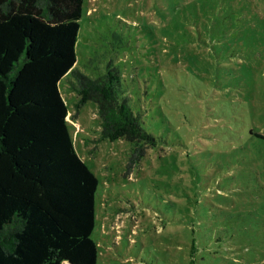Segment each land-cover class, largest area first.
<instances>
[{
	"label": "rangeland",
	"instance_id": "1",
	"mask_svg": "<svg viewBox=\"0 0 264 264\" xmlns=\"http://www.w3.org/2000/svg\"><path fill=\"white\" fill-rule=\"evenodd\" d=\"M74 69L109 64L156 139H101L60 82L76 152L98 178L97 264H264V0H85ZM198 254V255H197Z\"/></svg>",
	"mask_w": 264,
	"mask_h": 264
},
{
	"label": "trees",
	"instance_id": "2",
	"mask_svg": "<svg viewBox=\"0 0 264 264\" xmlns=\"http://www.w3.org/2000/svg\"><path fill=\"white\" fill-rule=\"evenodd\" d=\"M84 2L0 0V264H97L99 181L67 127L69 72L76 114L93 101L101 139L133 144L129 169L156 145L114 65L97 78L74 69ZM196 252L193 240L190 264Z\"/></svg>",
	"mask_w": 264,
	"mask_h": 264
}]
</instances>
